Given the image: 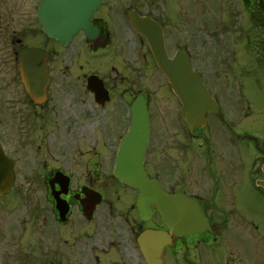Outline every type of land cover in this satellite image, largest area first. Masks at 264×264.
I'll use <instances>...</instances> for the list:
<instances>
[{"label": "flooded vegetation", "instance_id": "1", "mask_svg": "<svg viewBox=\"0 0 264 264\" xmlns=\"http://www.w3.org/2000/svg\"><path fill=\"white\" fill-rule=\"evenodd\" d=\"M41 2L0 0V160L12 171L0 196V264H148L141 234L168 228L153 206L141 215L137 190L115 176L135 106L147 113V176L193 199L210 226L173 235L162 263L264 264V121H243L251 110L236 82L252 59H198L183 0H103L90 18L95 32L80 30L67 44L44 34ZM219 4L202 0V9L226 11ZM230 6L235 38L249 46L247 26L258 25L264 49L263 0ZM131 12L160 24L167 50L179 39L188 44L190 64L220 111L204 127L190 131ZM24 47L45 52L33 59L41 84L47 80L35 99L19 71Z\"/></svg>", "mask_w": 264, "mask_h": 264}, {"label": "water", "instance_id": "2", "mask_svg": "<svg viewBox=\"0 0 264 264\" xmlns=\"http://www.w3.org/2000/svg\"><path fill=\"white\" fill-rule=\"evenodd\" d=\"M101 0H44L42 18L44 32L57 40L68 41L79 28L88 29L89 18L98 7ZM129 19L135 30L143 35L154 56L160 71L166 76L169 85L182 104V115L190 127L202 126L207 114L218 112L215 102L208 95L199 76L189 66V58L184 50L176 52L169 59L163 44L162 30L149 17H139L130 14ZM39 50L23 49L19 59H41ZM31 71V69H29ZM34 78H29V81ZM33 88L38 86H31ZM145 112L135 111L132 134L125 140L124 150L121 151L118 164V177L128 185L138 189V203L142 209L153 204L159 210L165 223L174 233H191L200 231L207 224L199 207L181 193L167 194L155 180L146 177L142 170L143 147L146 124ZM139 128V143L134 135ZM0 176V194L5 192L8 184L2 182ZM145 240L154 239L155 245L149 246L144 242L150 264H161L160 243L163 236L160 232L145 235ZM150 237V238H149ZM152 237V238H151Z\"/></svg>", "mask_w": 264, "mask_h": 264}, {"label": "rangeland", "instance_id": "3", "mask_svg": "<svg viewBox=\"0 0 264 264\" xmlns=\"http://www.w3.org/2000/svg\"><path fill=\"white\" fill-rule=\"evenodd\" d=\"M184 4L186 6L187 10V32L192 35L193 33L195 40L192 44V51L196 55L198 59H252L251 63H248L246 66V71H248V74L242 77H237L236 82L242 84L244 88V92L247 95L248 103L251 110V116L247 119H243L244 122H252L259 125H262L263 127V121H264V67H261L257 64H255L254 59H260V48L258 46H255L256 39H259V31L255 27H249L247 26L248 22H245V25L248 28L247 36L250 40V47H243L245 44V41L240 42L239 46H236L230 43L227 44H221L218 41L229 38L230 40L234 37H236V34L231 32L230 29V23L232 22V19L229 18L228 20V13L227 12V19L225 15H221V18L224 20L221 24L218 21V16L216 15V20L213 18L214 16L210 15L214 12H205L202 9V0H183ZM179 2V1H178ZM225 5L223 7H226V9L232 8L230 6V0H224ZM180 4V2H179ZM215 7H218V3L215 5ZM220 7V4H219ZM214 19V21L212 20ZM233 18H236V16H233ZM244 20L247 19V17H243ZM28 20H30V16L28 14L27 17ZM214 22L219 24V29L223 30L222 35L224 37H219V40L217 43L212 42L213 32L211 31V26L214 25ZM234 23V19L233 22ZM211 25V26H210ZM251 27V28H250ZM180 27L177 26L176 29L178 30L177 36L180 35ZM228 31H227V29ZM226 29V30H225ZM197 42V43H196ZM178 43L181 44V46H185L186 43L179 39ZM244 43V44H243ZM175 49L173 46L172 49H170L172 52ZM241 148L246 146V143L242 142L239 144ZM264 189V184H263ZM263 228H264V194H263Z\"/></svg>", "mask_w": 264, "mask_h": 264}]
</instances>
